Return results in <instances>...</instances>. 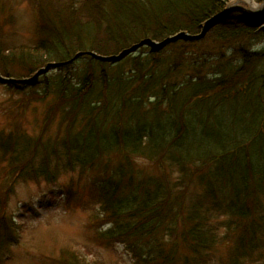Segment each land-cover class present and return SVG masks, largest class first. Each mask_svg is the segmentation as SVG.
<instances>
[{"label": "trees", "instance_id": "1", "mask_svg": "<svg viewBox=\"0 0 264 264\" xmlns=\"http://www.w3.org/2000/svg\"><path fill=\"white\" fill-rule=\"evenodd\" d=\"M30 2L39 40L5 49L0 69L10 58L25 70L7 68L5 76L19 90L29 87L44 112L38 136L19 137L22 152L10 137L0 140L2 160L11 156L10 179L22 168L52 182L61 169L100 172L98 215L110 228L97 238L123 245L130 264L204 263L225 215L226 264H264L261 20L226 10L225 0ZM210 23L218 27L211 45L189 57L156 56L174 42L202 38ZM143 48L147 58L134 55ZM83 57L117 67L108 75ZM44 69L40 80L35 74ZM213 123L222 131L214 146L194 144Z\"/></svg>", "mask_w": 264, "mask_h": 264}, {"label": "rangeland", "instance_id": "2", "mask_svg": "<svg viewBox=\"0 0 264 264\" xmlns=\"http://www.w3.org/2000/svg\"><path fill=\"white\" fill-rule=\"evenodd\" d=\"M224 3L225 7L241 9L259 18L264 27V0H252L259 9H252L247 0H225ZM1 8H4L3 12ZM33 28L28 0H0V64L6 55L4 50L8 47L34 45ZM217 28L213 26L199 40L167 45L156 56L178 53V56L189 57L198 47L213 43ZM139 53L145 59L149 50L143 48L134 55ZM8 59V63L0 69V138L3 136L6 141L10 137L8 142L17 145L16 149L22 152V140L19 137L34 139L38 136L44 104L29 98V87L23 86V93V90L17 88L22 87L21 84H12L14 79L5 76L7 68L15 69L18 75L25 73V70ZM124 59L119 63L126 64ZM80 61L93 62L96 67L107 70L108 75L117 67L115 63L108 62L100 65V62L91 61L87 57ZM21 79L29 83L25 78ZM9 82H12L11 86ZM229 117L231 122L240 124L238 117ZM212 126L213 129L209 130L205 139L194 136V144L214 146L216 134L221 135L222 131L221 124L213 123ZM230 127L226 123L225 129L229 130ZM54 128L55 123L51 125L50 131ZM28 158L29 153L25 154V159ZM9 159L10 155L5 157V162H0V189L7 187L5 191L0 190V264H57L56 260L72 255L77 256L76 264H130L122 246L118 243H104L95 237L98 229L108 227L107 219L101 216L95 227L89 224L90 219L97 214L96 208L100 207L98 189L103 178L100 172L86 170L79 175L77 171L73 173L61 169L52 182L43 179L35 181L22 168L6 185L4 178L9 170ZM137 163L147 173L155 172L150 164H142L141 159H137ZM227 217L225 215L215 223L218 242L202 264H226L230 241L224 240L223 231ZM70 263L75 264V261Z\"/></svg>", "mask_w": 264, "mask_h": 264}, {"label": "bare ground", "instance_id": "3", "mask_svg": "<svg viewBox=\"0 0 264 264\" xmlns=\"http://www.w3.org/2000/svg\"><path fill=\"white\" fill-rule=\"evenodd\" d=\"M248 4L251 6L252 9H259V6L252 3V0H247Z\"/></svg>", "mask_w": 264, "mask_h": 264}, {"label": "water", "instance_id": "4", "mask_svg": "<svg viewBox=\"0 0 264 264\" xmlns=\"http://www.w3.org/2000/svg\"><path fill=\"white\" fill-rule=\"evenodd\" d=\"M211 26H212V23H210V25H208V27H206V28L203 30L202 35H204V34L210 29Z\"/></svg>", "mask_w": 264, "mask_h": 264}]
</instances>
